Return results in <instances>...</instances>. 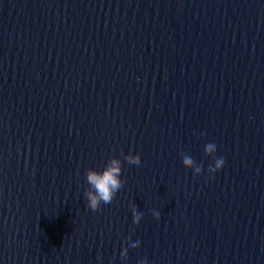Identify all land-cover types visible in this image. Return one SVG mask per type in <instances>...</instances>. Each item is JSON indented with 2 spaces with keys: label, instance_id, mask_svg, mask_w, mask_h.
Listing matches in <instances>:
<instances>
[{
  "label": "water",
  "instance_id": "obj_1",
  "mask_svg": "<svg viewBox=\"0 0 264 264\" xmlns=\"http://www.w3.org/2000/svg\"><path fill=\"white\" fill-rule=\"evenodd\" d=\"M145 259L264 264V0H0V264Z\"/></svg>",
  "mask_w": 264,
  "mask_h": 264
},
{
  "label": "clouds",
  "instance_id": "obj_2",
  "mask_svg": "<svg viewBox=\"0 0 264 264\" xmlns=\"http://www.w3.org/2000/svg\"><path fill=\"white\" fill-rule=\"evenodd\" d=\"M205 150L212 153L216 150V146L209 143L205 146ZM184 163L186 166H191L193 161L191 157L185 156ZM225 158L219 156L214 163V166L210 168V173L212 175L220 172L225 166ZM130 171L136 172L140 171V164L137 162H131L127 165ZM196 172L200 169L196 168ZM87 181L91 187V191L87 193L88 205L87 207L92 210H96L99 206L103 205L105 210H108L110 206L115 202L116 199L122 193L121 181H122V170L118 161L115 158H110L106 160L102 168H90L87 172ZM156 218H159V212L154 214ZM141 217L139 215L134 217V221L139 223ZM140 242L129 244V247H139ZM125 261L127 257L124 258ZM141 264H148L145 259L141 261Z\"/></svg>",
  "mask_w": 264,
  "mask_h": 264
}]
</instances>
